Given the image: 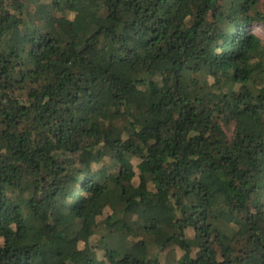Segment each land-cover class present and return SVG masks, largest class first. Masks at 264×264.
Segmentation results:
<instances>
[{"label": "trees", "instance_id": "trees-1", "mask_svg": "<svg viewBox=\"0 0 264 264\" xmlns=\"http://www.w3.org/2000/svg\"><path fill=\"white\" fill-rule=\"evenodd\" d=\"M256 24L261 0H0V264H264Z\"/></svg>", "mask_w": 264, "mask_h": 264}, {"label": "rangeland", "instance_id": "rangeland-1", "mask_svg": "<svg viewBox=\"0 0 264 264\" xmlns=\"http://www.w3.org/2000/svg\"><path fill=\"white\" fill-rule=\"evenodd\" d=\"M261 1L264 4V0H261ZM252 28H253L254 31L259 32V33H261L264 36V27L263 26H261L259 24H256ZM136 179H137V182H139V177H138V171L137 170H136ZM179 254L180 253H178V255ZM97 256H98V258H100L102 256V253L100 251H97Z\"/></svg>", "mask_w": 264, "mask_h": 264}]
</instances>
